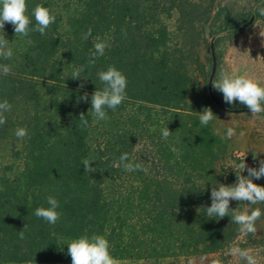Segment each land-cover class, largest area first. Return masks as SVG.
Listing matches in <instances>:
<instances>
[{"label": "trees", "instance_id": "16d2710c", "mask_svg": "<svg viewBox=\"0 0 264 264\" xmlns=\"http://www.w3.org/2000/svg\"><path fill=\"white\" fill-rule=\"evenodd\" d=\"M38 4L56 15L45 34L16 36L10 23L0 29L12 50L0 58L11 67L0 74V102L11 105L0 125V264H72L67 245L85 234L106 237L117 261L156 264H190L252 238L231 217L204 209L212 187L228 185L221 162L230 141L213 123L229 108L213 87L226 109L212 99V70L198 52L205 46L212 61L213 38L241 31L256 14L234 13L218 0H27L28 13ZM96 37L108 47L89 65ZM110 66L127 77L126 99L98 120L88 113L91 95L103 89L98 73ZM85 92L88 102L78 103ZM206 107L217 117L204 126ZM166 127L173 134L164 139ZM18 128L27 130L24 138ZM124 153L146 171L114 166ZM84 160L95 172L84 171ZM49 196L62 213L55 225L34 215ZM230 207L245 210L244 202Z\"/></svg>", "mask_w": 264, "mask_h": 264}, {"label": "clouds", "instance_id": "9594fccd", "mask_svg": "<svg viewBox=\"0 0 264 264\" xmlns=\"http://www.w3.org/2000/svg\"><path fill=\"white\" fill-rule=\"evenodd\" d=\"M259 14L264 16V7L258 9ZM34 17L36 26L30 28L31 18ZM56 15L54 10L43 5H36L31 14L28 13L27 0H0V29L4 30L5 23L13 25L14 32L17 35L27 37L31 31L39 32L41 35L45 34L50 25L55 23ZM92 35V30L89 29L84 34V39L87 40ZM264 36V34H261ZM10 41L5 36H0V58L8 59L12 56V50L9 47ZM94 51L90 52L89 65H94L98 57L103 56L108 44L100 37L95 38L93 44ZM11 67L7 64H0V74L8 75ZM83 69H77L73 73V80L81 79V72ZM98 78L103 82L102 90H96L91 95V108L88 113L94 114L98 120H105L108 118L107 110L115 111L118 106L126 99L127 77L125 74L114 66H110L107 70L100 71ZM85 81L87 79L83 78ZM85 87L84 83L79 85V89ZM212 87L223 94V100L226 104L235 105L239 101L240 105L247 107L251 116L255 117L258 114L264 113V85L256 79L247 75H230L224 73L220 75L219 79H214ZM89 94L84 93L83 96H78L77 102H88ZM11 110V105L7 100L0 102V125L6 123L5 112ZM200 124L207 126L217 116L210 107H206L199 113ZM88 115V114H87ZM87 115L81 113L79 120L81 126H87ZM232 116V113H228ZM173 133L168 127L162 130V137L167 139ZM235 134L234 129H227V136L231 138ZM243 133H241L242 135ZM15 135L18 138H24L27 135L25 128H18ZM174 152L177 149H172ZM130 160L129 154L124 153L119 157L118 162H114V166H122L126 171L143 170L139 163L133 164L128 162ZM84 171L88 174L95 172L88 160L83 161ZM258 167H248L246 162H242L239 167L243 169L240 175L236 174V181L231 185L218 183V186H213L211 189V206L204 208L207 216L231 217V222L239 225V232L241 233H255L256 221L261 217L262 212L260 208H254L250 212L247 210L241 211L239 208H231L232 201L246 202L249 205H256L264 203V186L254 183V180L264 178V160H259ZM247 171V176L243 173ZM47 207H38L34 215L37 218H42L49 224L55 225L61 218L62 213L58 211L60 208L59 201L49 196L47 198ZM27 226L19 232L20 238H24V230ZM110 242L102 235L87 234L72 240L68 245L67 254L71 257L72 264H119L110 253ZM233 255H239L242 259L247 261V264H257L254 256L250 255L248 250H243L239 247L231 249ZM219 264V262H216Z\"/></svg>", "mask_w": 264, "mask_h": 264}, {"label": "rangeland", "instance_id": "374dc122", "mask_svg": "<svg viewBox=\"0 0 264 264\" xmlns=\"http://www.w3.org/2000/svg\"><path fill=\"white\" fill-rule=\"evenodd\" d=\"M223 5L226 4L234 13L244 14L252 12L256 14L253 21L243 29L234 34H221L213 38H219L215 49L217 58V69L214 79H219L220 75L227 73L230 75H247L264 85V16L259 14L258 9L264 7V0H218ZM217 25L214 20L207 29V42L212 41L211 27ZM200 63L207 71L212 70L210 53L202 46L199 50ZM217 91V90H216ZM219 98L223 100V94L219 91ZM225 103V102H224ZM229 109L247 108L240 105L239 101L235 105L226 104ZM228 113H232L229 116ZM216 132L222 136H227V129H234L235 134L229 138V150L224 156L221 164L228 176L227 183L231 185L236 181V174L240 175L243 169L239 167L242 162H246L248 167H258L259 160H264V113L251 116V113H234L223 111L218 114L217 120L213 123ZM241 133H243L241 135ZM247 176V171L243 173ZM254 183L264 186V178L254 180ZM245 210L260 208L262 215L256 221V232L250 239L240 238L228 251L203 258L192 260L190 264H247V261L233 255L231 249L239 247L248 250L254 256L257 264H264V203L249 205L244 202ZM252 207V208H251ZM119 264H156L154 262H132L119 261ZM168 264H177L170 261ZM179 264V263H178Z\"/></svg>", "mask_w": 264, "mask_h": 264}, {"label": "water", "instance_id": "95a60500", "mask_svg": "<svg viewBox=\"0 0 264 264\" xmlns=\"http://www.w3.org/2000/svg\"><path fill=\"white\" fill-rule=\"evenodd\" d=\"M211 54H212V72H211V76L209 78V82H208V90L209 93L212 97V99L215 101V103L217 105H219L220 107H222L223 109H226L223 105H221V103L217 100V98L215 97L214 93H213V89H212V82H213V78L215 76L216 73V69H217V58H216V54H215V48H214V43L213 41L211 42ZM229 112H234V113H248L250 112V110L248 108H241V109H226Z\"/></svg>", "mask_w": 264, "mask_h": 264}]
</instances>
